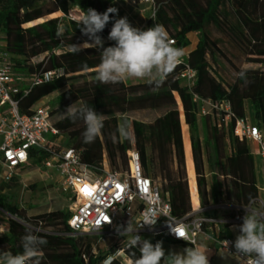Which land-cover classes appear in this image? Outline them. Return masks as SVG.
Segmentation results:
<instances>
[{"label":"trees","instance_id":"1","mask_svg":"<svg viewBox=\"0 0 264 264\" xmlns=\"http://www.w3.org/2000/svg\"><path fill=\"white\" fill-rule=\"evenodd\" d=\"M115 1L0 0V34L14 67L28 76L56 69H64L66 73L50 84L34 87L22 99L21 112L30 113L37 102L56 92L62 94L57 97L58 107L51 111L52 118L65 113L71 105L76 109L84 105L94 108L102 115L103 128L91 143L83 140L85 125L82 119L73 121L65 114L52 121L61 135L66 136L64 146L56 151L64 147L80 151L83 163L92 167H102L107 154L110 168L124 171L129 165L128 151L137 150L144 175L152 180L162 179L160 184L153 182L160 186L174 217L179 220L192 212L183 139L184 119L191 139L189 161L193 171L195 167L193 197L198 203V190L203 214L211 217L217 212L213 208L224 205L250 206L256 199L251 151L248 140H240L235 135V128L238 120H247L250 104L256 126L264 132V69L244 67L246 64L264 67V0H153L154 14L147 28L163 25L174 46L183 50L191 45L189 35L195 34L198 40L195 49L160 87L147 82L133 85L125 81L99 82L95 69L100 63V50H72V44L79 46L91 41L81 32L78 21L69 18L71 10L83 14L84 10L93 8L104 13ZM55 14L62 16L50 20L47 17ZM110 16V22L98 33L104 47L115 44L108 35L118 18L115 14ZM42 56L46 58L31 66L33 59ZM187 65L196 72L192 87L181 79ZM195 97L215 104H229L231 118L227 120L228 114L224 111L219 116L213 111L202 114L203 106L194 100ZM144 111L157 115L150 123L129 116ZM124 124H127L128 138L121 137L118 131ZM47 157L44 150L34 152L27 166H42ZM207 164L213 178L212 200L208 191ZM18 185V177H15L12 183L0 187V209L17 218L9 219L8 235L0 238V252H21V238L31 231L47 241L41 246L40 264H55L45 257L57 254L73 255L61 264H102L108 259L110 254H91L89 260L84 258L87 246L83 243L84 236L73 237L68 223L71 212L28 216L29 208H21L9 191ZM5 190L8 192L4 193ZM45 227L52 229L50 233ZM125 254L130 261L140 255L135 246L126 248ZM110 264L120 262L114 259Z\"/></svg>","mask_w":264,"mask_h":264},{"label":"built area","instance_id":"2","mask_svg":"<svg viewBox=\"0 0 264 264\" xmlns=\"http://www.w3.org/2000/svg\"><path fill=\"white\" fill-rule=\"evenodd\" d=\"M141 1L153 6V0ZM65 75L64 69L25 75L14 67L5 44L0 45V174L3 181L7 184L12 183L15 177H19L20 171L30 163L32 154L44 150L48 157L43 166L47 170H55L64 189L70 190L74 197L68 222L73 236L98 234L104 231H108L110 236L119 225L124 226L127 223H132L135 229H138L144 216L156 211L161 215L156 225L151 229L148 226L139 228L138 235L151 232L155 236L165 235L174 241L197 246L198 237L203 233L204 226L213 220L203 216L196 217L194 213L183 220L175 218L171 204L163 196L160 186L144 175L137 150L128 151L129 165L124 171L108 170L105 165L106 159L102 167H92L83 163L80 151L64 148L57 152L53 149V142L47 137L51 134L57 139L61 133L52 122L50 110L38 106L32 108L30 113L21 112L22 99L34 87L50 84ZM181 79L192 87L196 81V72L187 65ZM194 100L202 104V114L213 111L219 116L218 114L224 111L228 114L226 119L231 118L229 104H215L211 100L198 97ZM235 135L240 140L246 139L257 143L260 156L264 158V132L258 126L250 125L247 120H238ZM121 213L123 218L119 220ZM105 217L108 219L105 220ZM10 218L17 220L16 217L10 216L8 219ZM168 223L173 227L186 228L188 240L176 238L170 232ZM99 224H102L103 228L98 227ZM8 232L9 226L0 223V238L7 236ZM234 241L231 238L221 240L222 250L236 257L241 264H248L250 257L234 253L232 248ZM130 247V242L125 244L115 252V256L126 257L125 249ZM109 258L110 262L114 260L111 256L108 260Z\"/></svg>","mask_w":264,"mask_h":264},{"label":"clouds","instance_id":"3","mask_svg":"<svg viewBox=\"0 0 264 264\" xmlns=\"http://www.w3.org/2000/svg\"><path fill=\"white\" fill-rule=\"evenodd\" d=\"M117 13L118 9L115 7H109L104 13H99L93 8L84 10L78 23L81 32L91 42L79 46L72 44V50L74 52L87 48L100 50V63L95 69L99 82L115 84L128 79H140L146 80L149 85L160 87L182 62L183 49L174 46L163 25L156 24L147 29H140L133 27L127 17L114 21L108 39L115 41V44L104 47L103 39L98 33H101L110 22V14ZM67 114L73 121L83 120L85 130L82 136L85 143L93 142L100 135L103 119L94 108L84 105L74 109L71 105L67 109ZM118 131L121 137H129L127 124L121 125ZM245 210L242 224L234 226L239 234L232 248L235 254L250 257L248 264H264V216L250 209ZM160 216L156 211L147 213L139 228L144 226L153 228ZM98 227L103 228V225L99 224ZM168 227L176 238L188 240L186 228L173 227L169 223ZM138 229L132 228L128 223L119 233L123 236L135 232L130 246L137 247L140 255L134 258L131 264H210L209 254L202 247H186L179 252H166L162 241L153 244L149 239L138 235ZM46 243L43 237L29 231L21 238L23 250L16 254L9 251L0 252V264H40L41 246ZM110 261L111 258L105 261V264H110Z\"/></svg>","mask_w":264,"mask_h":264},{"label":"rangeland","instance_id":"4","mask_svg":"<svg viewBox=\"0 0 264 264\" xmlns=\"http://www.w3.org/2000/svg\"><path fill=\"white\" fill-rule=\"evenodd\" d=\"M119 6L117 7L118 13L117 15L119 18L121 17H127L129 22L133 27H137L140 29H146L148 26L149 21L152 19L154 14V8L150 4L147 5H133L132 3L126 2V1H120ZM82 14L76 10L72 9L69 18H76L75 20H79L80 16ZM62 14H55L51 16H47L50 19L61 17ZM48 21V20H47ZM46 22V21H45ZM44 23V22H41ZM41 23H36L41 24ZM29 27V26H28ZM192 41H196V38L192 36ZM46 57L42 56L40 58L33 59L30 64L31 66H35L42 62ZM245 68H258V69H264V67L258 66V65H252V64H246L244 66ZM128 80H138V79H128ZM184 84H187L184 82ZM62 92H56L51 95H48L41 99L35 107L38 106H44L46 109L53 111L58 107V96L61 95ZM76 109V107H73ZM67 114V111L65 113H60L59 116L53 117L52 121L58 120L63 115ZM157 113L151 112V111H144V112H134L129 114V116L138 121H142L145 123H150L155 117ZM248 118L250 125H256V122L254 120V114H253V107L252 105H249L248 109ZM183 122V131H184V139L187 146L188 151V161L186 163L187 166V173H188V179L190 182V189L191 194L193 196V186H194V171H193V164L189 161V155H190V131L189 127L186 126L184 119ZM47 139L49 141L54 140L55 138L50 134L48 135ZM66 141V136L61 135L59 138H57L53 142V149L59 148L61 146H64V143ZM65 148V147H64ZM63 148V149H64ZM62 149V150H63ZM104 159H106L105 165L108 170L113 171L110 168L109 161L107 158V154L105 155ZM118 172L122 171V169L116 170ZM157 184H160L162 182L161 178L153 179ZM3 182V176L0 174V185ZM19 186L20 188L17 190H14V195L16 198V203L20 206L27 207L29 206V213L30 214H40V213H46V212H54V211H68L71 212V208L74 204V197L70 190H65L62 181L60 180L59 175L52 170L51 172H48L44 167L38 166L34 168L30 173H26L20 177L19 180ZM9 214L5 211H0V223L5 224L8 222ZM123 218V214L121 213L119 216V220ZM23 221V220H22ZM24 223H27L26 221H23ZM46 232H49L52 230L49 227L44 228ZM79 236H84L83 243L84 246H87L85 251L86 260H89L91 257V254L96 253L95 255H105L107 253L106 250L110 251L112 247L111 253H109L114 259L118 260L120 264H131L129 259L127 257H116L114 250V243L113 238L108 236L106 242H98L100 239V236L98 234H91V235H77L73 236L75 238H78ZM166 252L172 250L170 246L164 245ZM118 249V248H117ZM106 251V252H105ZM73 255L69 254H57V255H46V259L52 260L55 262V264H61L64 262H67L66 259L72 258ZM108 260V259H107ZM106 260V261H107ZM111 263V262H110ZM79 264V263H74ZM102 264H105L103 262Z\"/></svg>","mask_w":264,"mask_h":264},{"label":"crops","instance_id":"5","mask_svg":"<svg viewBox=\"0 0 264 264\" xmlns=\"http://www.w3.org/2000/svg\"><path fill=\"white\" fill-rule=\"evenodd\" d=\"M120 1H126V2L132 3L133 5H137V6L138 5H147L146 3H143L141 0H136V2H134L132 0H116L112 4L111 7L117 8L119 6L118 3ZM115 16L119 19V16L117 14H115ZM192 36L196 38L195 42L192 41V39H191ZM189 38L191 41V45H190V47L183 50L184 55L182 57V60H185L188 57L189 53L195 49L197 42H198L197 36L195 34L189 35ZM1 44H5V41L3 39V36L0 34V45ZM145 82H146V80H140V79L133 80V81L125 80V83L127 85H133V84H139V83H145ZM249 105L247 107V120H248V122L250 120L248 118ZM253 114H254V111H253ZM183 139H184V135H183ZM248 143L250 146L251 158H252V162H253L255 186H256V199L253 201V203L250 206L246 207V209H250L251 211H254V212L264 216V158L260 156L259 146L257 143H255L253 141H248ZM190 144H191V139H190ZM184 147H185V152H186V160L188 161V151H187L185 139H184ZM190 149H191V145H190ZM191 155H192V153H191ZM192 159H193V156H192ZM42 167H44V166L42 165ZM24 168H23L24 170L22 169L20 172V175L18 177V181L20 180V177L22 175H24L26 173H30L36 167H30L29 168V166H25ZM206 170H207L208 191H209L210 199L212 200L213 195H214L213 178H212V173H211V170H210V167L208 164L206 165ZM47 171L51 172L52 170H47ZM194 171H195V167H194ZM3 184L7 185V183H5L3 181L0 185V187ZM19 188H20V186L18 185L17 187L10 189L9 191L11 192V194L14 195L13 191L17 190ZM6 192H8V191L5 190L4 193H6ZM0 194H1V189H0ZM196 194H197L198 203L196 202V200L194 199V197L191 194V200H192V212L191 213H194V215L196 217H202V216L206 217L203 214L204 210L201 208L198 190H197ZM15 201H16V198H15ZM20 207L25 209V207H23V206H20ZM28 208H29V206H28ZM213 209L217 210V212L215 214H213L211 217H208V218L212 219L213 222L208 223L204 226L203 233L200 234L198 237L197 246L202 247L207 251V253L209 254L210 264H241L236 257L229 255L225 251L222 250V248L220 246V241L225 239V238H231L233 240L236 239V237L239 233L237 230H235L234 226H239L242 224V222H243L242 218L246 214L245 208H240V207L231 206V205H224V206L216 207ZM239 211H241V212H239ZM35 215H37V214H30L28 212V216H35ZM129 224L131 225L132 228L135 229V226L132 223H129ZM5 225L9 226V219H8V222L5 223ZM127 225H128V223L125 224L124 226L119 225L117 230L112 235H110V237L113 238V243L115 244L114 250H116V251L119 248L123 247L125 244L129 243L135 235V232H129L123 236L119 234L120 232H122L127 227ZM118 229H119V231H118ZM98 235L100 236V239L98 240V242H106L108 239L107 237L109 236L108 231L98 233ZM141 236L145 239H149L153 244H155L157 241H162L163 247H164V245L170 246V248L172 249L170 251L179 252V251H182L186 247H197V246H192L191 244H188L186 242H177L176 241L174 243H170L168 241H165L166 239H170L169 237H167L165 235L164 236L163 235L162 236H155L151 232H143L141 234ZM101 239H104V241H101ZM164 249H165V247H164ZM106 251H107L106 254L113 252L112 247H111L110 251H108V250H106ZM94 254H96V253L94 252Z\"/></svg>","mask_w":264,"mask_h":264},{"label":"snow or ice","instance_id":"6","mask_svg":"<svg viewBox=\"0 0 264 264\" xmlns=\"http://www.w3.org/2000/svg\"><path fill=\"white\" fill-rule=\"evenodd\" d=\"M85 191L87 192V189H85ZM108 218L107 217H105V220H107ZM181 234H183L182 232H181Z\"/></svg>","mask_w":264,"mask_h":264}]
</instances>
